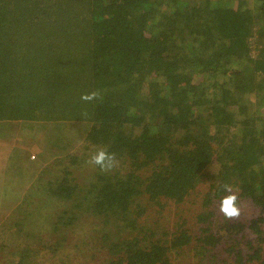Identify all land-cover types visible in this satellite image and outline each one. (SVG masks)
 <instances>
[{
    "label": "trees",
    "instance_id": "16d2710c",
    "mask_svg": "<svg viewBox=\"0 0 264 264\" xmlns=\"http://www.w3.org/2000/svg\"><path fill=\"white\" fill-rule=\"evenodd\" d=\"M11 126L44 134L11 264H264V0H0L15 173ZM230 194L259 214L225 217Z\"/></svg>",
    "mask_w": 264,
    "mask_h": 264
},
{
    "label": "rangeland",
    "instance_id": "374dc122",
    "mask_svg": "<svg viewBox=\"0 0 264 264\" xmlns=\"http://www.w3.org/2000/svg\"><path fill=\"white\" fill-rule=\"evenodd\" d=\"M20 131L21 129H18L17 127H15L14 129L13 126L5 129V132L8 133L7 135H12V137L14 136V139H19V142L17 143H20L22 149H24L26 146V151L28 152L24 155L26 156V159H24L23 157V160H21V162L23 163H21L22 166L19 167V170L15 171V173L10 172L13 171L14 167V164H12L13 160H10V156L12 153V147L13 145H15L16 142L12 140L5 144V148L3 150L0 148V226L5 231L0 234V264H11V262H9L6 258L5 251L8 254H11L12 252H16L15 250H17L18 246L20 248L25 247V235L31 233L29 232V226L34 225L31 218L30 220L29 218H26L23 225V230L25 231V234H21L22 236H24L23 239L20 240L19 235H13L15 233V228H12V225L14 224V217H19V213L23 212V210L29 211V202L27 204H24V199L31 192V188L32 185H34V182L37 178V174L41 172V170L37 169V171H33L34 168H31V163H29L28 160L39 163V155H41V153L43 152L44 147L42 141V139L44 138V134L39 133L35 135L34 139V135L31 134L29 131L27 132V130H22V135ZM25 136H27V142L26 145H22L21 141L25 138ZM77 137V141L81 142V138L83 137V135L79 133ZM34 140L36 142H39L40 146H36L35 144H33L32 148H30L28 146V143H34ZM212 171L215 172V168ZM210 173L211 172H207L205 174V179L209 177ZM206 188V183L201 184L200 190L204 191L206 190ZM27 199H29V197H27ZM187 203H189V201ZM18 207H22L21 212L16 211ZM236 207L239 209V216L234 217V219L236 220H247L252 216H256L259 214L251 203L243 199L240 201V204H236ZM177 211V205H173V207L168 210L167 217L162 219L164 226H169V228H171L174 225L175 221L177 220ZM25 215L26 217L28 216L27 214ZM21 218L24 217L22 216ZM10 227L11 230H9ZM45 229H48V224L42 227L36 226L35 233H39V231L43 232V230ZM2 250L5 251L2 252Z\"/></svg>",
    "mask_w": 264,
    "mask_h": 264
},
{
    "label": "clouds",
    "instance_id": "9594fccd",
    "mask_svg": "<svg viewBox=\"0 0 264 264\" xmlns=\"http://www.w3.org/2000/svg\"><path fill=\"white\" fill-rule=\"evenodd\" d=\"M96 93L84 95L81 97L84 101H91L95 99ZM90 163L100 167L102 171L111 170L116 165V159L114 154H109L104 150H100L92 156ZM225 191L231 192V189L225 186ZM237 197L230 194L223 197L220 201V211L227 218H234L239 216V209L236 207Z\"/></svg>",
    "mask_w": 264,
    "mask_h": 264
}]
</instances>
